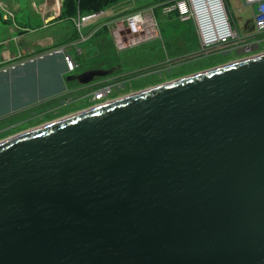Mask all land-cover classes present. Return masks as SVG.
I'll use <instances>...</instances> for the list:
<instances>
[{"label":"water","instance_id":"obj_1","mask_svg":"<svg viewBox=\"0 0 264 264\" xmlns=\"http://www.w3.org/2000/svg\"><path fill=\"white\" fill-rule=\"evenodd\" d=\"M0 264H264V53L1 142Z\"/></svg>","mask_w":264,"mask_h":264},{"label":"rangeland","instance_id":"obj_2","mask_svg":"<svg viewBox=\"0 0 264 264\" xmlns=\"http://www.w3.org/2000/svg\"><path fill=\"white\" fill-rule=\"evenodd\" d=\"M3 1L7 2L8 0ZM18 1L21 7L20 12L9 11L11 14L7 15L9 22L3 20L2 16L5 12L0 8V34L10 31L8 27H13L12 19L16 16V21L27 28L23 38L29 42L31 30L37 27L36 19L39 18V14H36L32 9L31 0ZM35 1L39 2V0ZM78 1L74 0L69 12L64 9L59 19H51L53 16H49V22L53 25L49 26L48 31L52 33L58 30L56 42L62 43L58 48H66V52L79 65L73 73L65 74L63 81L87 70L111 69V73L103 78L93 80L88 85L72 82L68 94L66 93L62 100L55 101L53 104H49L52 102L49 100L42 110L35 106L24 112H15L14 114L8 112L10 106L7 103H9V96H11L8 93L17 96L18 91L7 86L0 87V143L28 131V129L31 130L48 122L86 110L92 104L90 93L100 85L110 84L112 98L119 99L188 75L264 53V32L258 33L254 24L253 12L255 7L244 6L241 0H224L229 21L238 34L237 39L224 46L215 47L208 51L202 50L193 21H180L171 16L167 19H161L162 24H164L162 28L165 44L157 40V45L138 49L136 52L141 58L139 57L137 61L127 65L124 61H120L118 54L108 46L106 41L111 39L110 29L105 26L102 29V25L108 20L121 18L137 10H154L158 6L157 9L173 7L176 0H169L165 3L156 0H118L112 5L94 11V13L99 14V17L87 22L85 27H81V34L76 31L71 20L76 19L71 17H76L78 12L75 16H71V14L77 11L76 4L78 5ZM58 4L59 2H57ZM80 11L84 15L91 14V12L88 13L90 10L84 8ZM101 11L103 13H100ZM80 35L84 39L76 48L81 51V54H78L75 48L70 47L75 45L73 40L76 41ZM88 35L91 37L89 36L87 41ZM14 36L17 37V34L15 33ZM83 41L87 42L84 43ZM11 44L15 45L14 40L11 41ZM158 49L162 54L156 53ZM59 87V83L55 84L54 90L58 88L56 90L58 91ZM66 97L68 99L64 100Z\"/></svg>","mask_w":264,"mask_h":264},{"label":"crops","instance_id":"obj_3","mask_svg":"<svg viewBox=\"0 0 264 264\" xmlns=\"http://www.w3.org/2000/svg\"><path fill=\"white\" fill-rule=\"evenodd\" d=\"M7 2L0 0V8L5 12L2 16L5 22H9L7 15H9L11 11L20 12L21 9L20 2L18 0H8ZM57 2H59L58 5ZM62 2L63 0H39V2L31 0L30 3L32 9L36 14H39V18L37 17L36 19L37 27L31 30L28 42L26 41V38H23V35L27 32V28L20 25L16 21L15 16V18L12 19L13 27H8V30L10 31L5 32V34H0V61L18 57L19 55H24L25 53H38V51H42L41 49L61 45L62 43L56 42L58 38V33L56 32L58 30L51 33L48 31V28L52 24L49 22V16H53L51 19L56 20L62 16ZM153 11L160 28L159 38L145 42L143 41L136 46L134 45L133 47H128L124 50H118L111 40L106 41L108 46L111 47V50L118 54L119 60L124 61L127 65L139 59L140 56L136 52L138 49L143 47L150 48L151 46L157 45V40L164 43L165 36L162 28V25L164 24H162L161 19H167L168 17L173 16L180 21L189 20L178 17L176 13H162V9L155 8ZM15 33L17 34V37L14 36ZM90 37L87 38V41ZM13 40L15 45L11 44V41ZM81 41L82 39L79 40V37L76 41L74 39L73 44L75 45L70 48L73 47L76 49L77 46L82 43ZM87 41L83 42L86 43ZM76 50L78 54H81L80 50ZM156 53H161L160 49H158ZM38 58L40 57L38 56L36 58L20 62L24 65L16 67L15 70L8 72L9 74L7 73L3 76L1 73L0 84H2V86L0 87L7 86L18 91L17 96L8 93L11 95L9 96V103H7L10 106V110L8 112L13 114L15 112L20 113L31 109L32 107L34 108L35 106L41 108L42 110L43 107L45 108L43 103H47L49 100L55 98L57 99H55V101L62 100V97L66 96V93L68 94L69 86H71L73 81L68 82L66 79L63 81L66 70L62 56L60 54L48 55L45 53L44 57H42L43 59ZM30 60L34 61L29 63L28 61ZM16 65H19V62L15 64V66ZM57 83L60 84L58 91H56L58 88L54 90V86ZM66 99L68 98L66 97L64 100Z\"/></svg>","mask_w":264,"mask_h":264},{"label":"built area","instance_id":"obj_4","mask_svg":"<svg viewBox=\"0 0 264 264\" xmlns=\"http://www.w3.org/2000/svg\"><path fill=\"white\" fill-rule=\"evenodd\" d=\"M241 1L244 6L255 7L253 12L254 24L257 32L263 33L264 0ZM174 4L173 7L162 9V13L173 12L182 19L192 20L202 50L208 51L215 47L224 46L238 38V34L233 29L225 11L224 0H176ZM100 13L103 12L101 11ZM98 17L99 14L97 13L87 15L78 14L72 22L74 23L76 31L81 34V27H85L87 22ZM104 26L110 29V40L118 50H124L128 47L136 46L143 41H150L160 37V28L153 9L130 12L121 18L106 21L102 25V29ZM80 39H84V37L80 35ZM47 54H60L62 56L66 74L68 72L73 73L78 69V64L66 52V48H57L56 50L47 52ZM8 68L0 69V71L7 70ZM111 95L112 87L110 84L106 83L103 86H98L89 95L92 104L88 108L98 107L99 105L111 102V100L114 101L115 99Z\"/></svg>","mask_w":264,"mask_h":264},{"label":"trees","instance_id":"obj_5","mask_svg":"<svg viewBox=\"0 0 264 264\" xmlns=\"http://www.w3.org/2000/svg\"><path fill=\"white\" fill-rule=\"evenodd\" d=\"M116 1H118V0H79L78 5L76 4V8H78V9L75 13L71 14V16H75V14L77 12H78L77 15L81 14L82 12L80 11V9H82V8L90 10L88 13H90V12L94 13V11L99 10V9L101 10V9L105 8V6L112 5ZM156 1L161 2V3H165V2H168L169 0H156ZM62 3H63V7H62L63 10L65 9L66 11L69 12L71 5L74 4V0H63ZM64 4H65V7H64ZM157 8H159V6ZM63 10H62V12H63ZM77 15H76V17H77ZM81 15H84V14H81ZM76 17H71V18H76ZM55 99H52L51 100L52 102H50L49 104H53ZM43 104H44V106L47 105V103H43Z\"/></svg>","mask_w":264,"mask_h":264},{"label":"flooded vegetation","instance_id":"obj_6","mask_svg":"<svg viewBox=\"0 0 264 264\" xmlns=\"http://www.w3.org/2000/svg\"><path fill=\"white\" fill-rule=\"evenodd\" d=\"M58 48L57 47H50V48H46V49H41L42 51H38V53H25L24 55H19L18 57H13V58H10V59H6V60H2L0 61V69H3V68H8V67H11L15 64H17L18 62H24V61H27L29 59H32V58H36V57H40V55H43L47 52H49V50H56Z\"/></svg>","mask_w":264,"mask_h":264},{"label":"bare ground","instance_id":"obj_7","mask_svg":"<svg viewBox=\"0 0 264 264\" xmlns=\"http://www.w3.org/2000/svg\"><path fill=\"white\" fill-rule=\"evenodd\" d=\"M42 59H43V58H42ZM13 70H15V69L7 70V71L3 72L2 74H3V76H4L5 74H7L8 72L13 71ZM8 74H9V73H8ZM0 76H1V74H0Z\"/></svg>","mask_w":264,"mask_h":264}]
</instances>
